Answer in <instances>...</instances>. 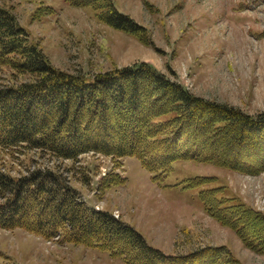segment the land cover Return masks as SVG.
Segmentation results:
<instances>
[{"label": "trees", "instance_id": "obj_1", "mask_svg": "<svg viewBox=\"0 0 264 264\" xmlns=\"http://www.w3.org/2000/svg\"><path fill=\"white\" fill-rule=\"evenodd\" d=\"M64 1L91 8L99 22L150 45L146 30L113 0ZM0 68L13 81L0 82V151L22 147L73 162L85 154L108 157L116 164L97 184L101 195L125 185L114 171L126 157L136 158L152 180L185 161L249 176L264 172V111L251 115L196 96L144 61L91 76L60 70L4 7ZM215 182L195 177L188 185L200 188L209 217L246 248L264 254V214L227 196L224 187L211 186ZM79 197L54 169L37 167L16 176L0 170V230L21 229L45 241L97 249L123 264H242L226 246L165 254L130 224ZM1 264L14 263L6 257Z\"/></svg>", "mask_w": 264, "mask_h": 264}, {"label": "rangeland", "instance_id": "obj_2", "mask_svg": "<svg viewBox=\"0 0 264 264\" xmlns=\"http://www.w3.org/2000/svg\"><path fill=\"white\" fill-rule=\"evenodd\" d=\"M113 2L146 30L149 46L99 22L91 8L64 0H0V7L11 11L60 70L91 76L144 61L196 96L251 115L264 111V0ZM0 82H13L6 68H0ZM118 163L114 173L125 185L101 195L97 184L116 164L108 157L85 154L73 162L22 147L0 151L1 171L16 176L37 167L56 170L79 191L81 202L130 224L165 254L226 246L242 264H264V254L246 248L204 212L200 188L188 185L195 177H214L211 186L224 187L227 196L264 214V172L249 176L185 161L152 180L136 158ZM6 257L14 264H123L97 249L45 241L21 229L0 230V264Z\"/></svg>", "mask_w": 264, "mask_h": 264}]
</instances>
